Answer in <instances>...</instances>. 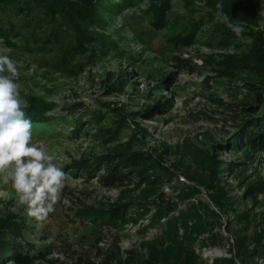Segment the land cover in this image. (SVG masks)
<instances>
[{"label": "rangeland", "instance_id": "374dc122", "mask_svg": "<svg viewBox=\"0 0 264 264\" xmlns=\"http://www.w3.org/2000/svg\"><path fill=\"white\" fill-rule=\"evenodd\" d=\"M77 1L0 5L34 142L68 174L40 223L0 181V264H145L175 242L186 264H264V0H170L162 20Z\"/></svg>", "mask_w": 264, "mask_h": 264}, {"label": "clouds", "instance_id": "9594fccd", "mask_svg": "<svg viewBox=\"0 0 264 264\" xmlns=\"http://www.w3.org/2000/svg\"><path fill=\"white\" fill-rule=\"evenodd\" d=\"M216 8L217 22L240 36L243 26L232 23L222 4ZM139 47L142 46H137V50ZM10 51L6 47L0 49V181L11 183L16 199L26 206L29 217L37 223L47 222L62 198L68 174L34 142V125L25 111L28 102L15 82L20 75L19 67Z\"/></svg>", "mask_w": 264, "mask_h": 264}, {"label": "trees", "instance_id": "16d2710c", "mask_svg": "<svg viewBox=\"0 0 264 264\" xmlns=\"http://www.w3.org/2000/svg\"><path fill=\"white\" fill-rule=\"evenodd\" d=\"M153 3V10L156 13V17L159 20L164 19L167 8L170 6V0H150ZM77 5L83 7L85 5H80L77 0H0V5H11L16 6L22 11L32 9L34 6L43 7L47 12L57 13L63 12L66 5ZM256 139V138H255ZM259 142V140H255ZM177 218L173 223H176ZM174 225V224H173ZM171 228V227H170ZM179 242H175L172 246H151L145 264H186L185 252L179 246ZM199 264H202L199 262Z\"/></svg>", "mask_w": 264, "mask_h": 264}]
</instances>
